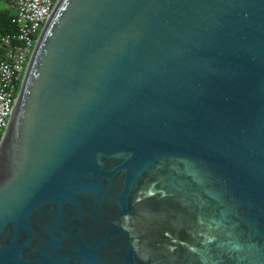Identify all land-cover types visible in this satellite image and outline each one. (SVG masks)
<instances>
[{"label":"water","instance_id":"1","mask_svg":"<svg viewBox=\"0 0 264 264\" xmlns=\"http://www.w3.org/2000/svg\"><path fill=\"white\" fill-rule=\"evenodd\" d=\"M0 264H264V0H59L0 142Z\"/></svg>","mask_w":264,"mask_h":264},{"label":"built area","instance_id":"2","mask_svg":"<svg viewBox=\"0 0 264 264\" xmlns=\"http://www.w3.org/2000/svg\"><path fill=\"white\" fill-rule=\"evenodd\" d=\"M6 1L14 29L0 34V142L36 42L59 0Z\"/></svg>","mask_w":264,"mask_h":264},{"label":"trees","instance_id":"3","mask_svg":"<svg viewBox=\"0 0 264 264\" xmlns=\"http://www.w3.org/2000/svg\"><path fill=\"white\" fill-rule=\"evenodd\" d=\"M11 16L12 12L5 9H0V34L14 29V26L11 23Z\"/></svg>","mask_w":264,"mask_h":264},{"label":"crops","instance_id":"4","mask_svg":"<svg viewBox=\"0 0 264 264\" xmlns=\"http://www.w3.org/2000/svg\"><path fill=\"white\" fill-rule=\"evenodd\" d=\"M3 1H5V0H1V1H0V4H2ZM2 5H3V6L0 5V9H5V10H8V11L12 12L11 9H10L9 4H8L7 2H6L5 4H2Z\"/></svg>","mask_w":264,"mask_h":264},{"label":"rangeland","instance_id":"5","mask_svg":"<svg viewBox=\"0 0 264 264\" xmlns=\"http://www.w3.org/2000/svg\"><path fill=\"white\" fill-rule=\"evenodd\" d=\"M7 1L5 0V1H3V3L2 4H5ZM8 3V2H7ZM2 4H0L1 6H3Z\"/></svg>","mask_w":264,"mask_h":264}]
</instances>
